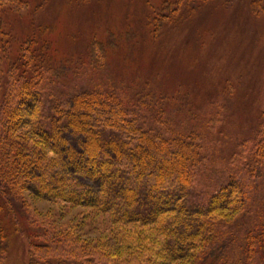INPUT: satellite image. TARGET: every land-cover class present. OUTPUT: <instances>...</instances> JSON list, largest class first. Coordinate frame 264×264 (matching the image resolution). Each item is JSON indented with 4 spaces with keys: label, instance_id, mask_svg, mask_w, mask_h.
<instances>
[{
    "label": "trees",
    "instance_id": "obj_1",
    "mask_svg": "<svg viewBox=\"0 0 264 264\" xmlns=\"http://www.w3.org/2000/svg\"><path fill=\"white\" fill-rule=\"evenodd\" d=\"M17 1L0 0V10ZM175 1L181 10L186 0ZM95 53L103 58L98 44ZM56 61L24 43L21 62L10 65L0 39V202L26 238L25 264H199L227 254L233 221L244 226L240 258L264 264V228L257 233L248 222L264 165V123L239 141L233 166L209 170L208 137L222 113L189 108L191 118L181 115L179 128H170L178 94L165 100L156 91L149 105L102 82L57 99L49 87ZM68 131L81 135L77 145ZM31 184L62 209H81L67 220L59 210L33 209ZM86 223L100 234L85 235ZM3 228L0 264H9Z\"/></svg>",
    "mask_w": 264,
    "mask_h": 264
},
{
    "label": "rangeland",
    "instance_id": "obj_2",
    "mask_svg": "<svg viewBox=\"0 0 264 264\" xmlns=\"http://www.w3.org/2000/svg\"><path fill=\"white\" fill-rule=\"evenodd\" d=\"M175 4V0H18L17 6L0 10V39L10 65L21 62L24 43L57 60L49 76L57 99L69 100L77 90L98 82L127 101L141 98L149 105L156 91L165 100L176 93L179 103L172 107L168 124L174 129L179 128V119L191 118L189 108L195 115L200 110L219 111L222 116L214 120L208 137L206 162L209 170L233 166L229 159L237 153L239 141L255 137L264 123V0L201 4L186 0L181 10ZM97 44L103 58L95 53ZM65 134L73 145L80 141L79 134ZM247 164L255 167L252 157ZM261 172L248 221L257 233L264 228V165ZM78 180L90 182L86 175ZM26 197L33 209L59 210L64 220L81 209H62L41 198L33 184ZM0 226L10 247L9 264H25L26 238L16 231L1 202ZM243 232V222H231L227 254L199 264H245L247 257L240 258L247 249ZM84 234L94 237L100 230L86 223Z\"/></svg>",
    "mask_w": 264,
    "mask_h": 264
}]
</instances>
